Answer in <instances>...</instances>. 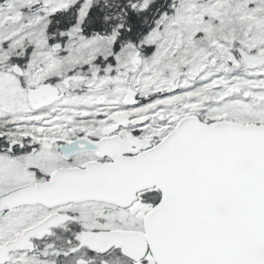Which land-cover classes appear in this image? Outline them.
Returning a JSON list of instances; mask_svg holds the SVG:
<instances>
[{
	"label": "snow or ice",
	"instance_id": "obj_1",
	"mask_svg": "<svg viewBox=\"0 0 264 264\" xmlns=\"http://www.w3.org/2000/svg\"><path fill=\"white\" fill-rule=\"evenodd\" d=\"M0 264H264V0H0Z\"/></svg>",
	"mask_w": 264,
	"mask_h": 264
}]
</instances>
